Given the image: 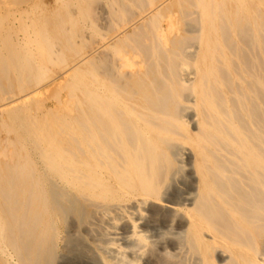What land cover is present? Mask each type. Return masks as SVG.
Wrapping results in <instances>:
<instances>
[{
	"label": "bare ground",
	"instance_id": "6f19581e",
	"mask_svg": "<svg viewBox=\"0 0 264 264\" xmlns=\"http://www.w3.org/2000/svg\"><path fill=\"white\" fill-rule=\"evenodd\" d=\"M28 3L0 13V264H264V0Z\"/></svg>",
	"mask_w": 264,
	"mask_h": 264
},
{
	"label": "rangeland",
	"instance_id": "374dc122",
	"mask_svg": "<svg viewBox=\"0 0 264 264\" xmlns=\"http://www.w3.org/2000/svg\"><path fill=\"white\" fill-rule=\"evenodd\" d=\"M0 1H2V2H0V13H2L3 14V22H2V25H3V27L5 26V27H9V26H12V25H14V24H16V22H15V19L16 18H18V14H16V13H14V12H12L11 14H9V16H8V13L5 15L6 17H7V19H8V21H6L5 22V16H4V12H5V10L7 11V10H9V9H11V10H14L15 9V7H16V4L18 3V2H20V1H22V0H16V2H15V0L13 1L12 0V2H11V0H0ZM6 1H9L10 3H8V2H6ZM39 1V2H38ZM48 1V2H47ZM50 1V2H49ZM28 4L26 5V6H36L37 7V9H36V11H37V13L39 14V13H41L42 11H43V9L45 10H48V8L49 9H52V8H50V7H52V5H53V3H52V0H28ZM43 2V3H42ZM2 3V4H1ZM36 3H38V4H36ZM52 5H51V4ZM6 4V5H5ZM13 6H15V7H13ZM41 4V6H39ZM49 6H48V5ZM4 5V6H3ZM47 5V6H46ZM8 6V7H7ZM11 6H12V8H11ZM26 6H23V7H25L24 8V10H26V11H28L29 10V7H26ZM44 6V7H43ZM45 6H46V8H45ZM4 9H3V8ZM23 7H21V8H23ZM40 9V10H39ZM15 11V10H14ZM14 13V14H13ZM2 14H0V16L2 17ZM10 17V18H9ZM11 17H13V18H11ZM14 17H15V19H14ZM1 19V18H0ZM10 21V22H9ZM6 24H5V23ZM9 22V23H8ZM10 23H12V24H10ZM1 24V23H0ZM9 24V25H8ZM0 29H1V27H0ZM45 89H48L47 91H49V95L51 94V96H52V93H53V91L56 93V91L53 89V85L52 84H50V85H47L46 87H45ZM53 89V90H52ZM59 91V90H58ZM57 91V92H58ZM62 92V91H61ZM55 93H54V95H55ZM60 94V93H59ZM48 106H50V105H48ZM189 129V128H188Z\"/></svg>",
	"mask_w": 264,
	"mask_h": 264
}]
</instances>
